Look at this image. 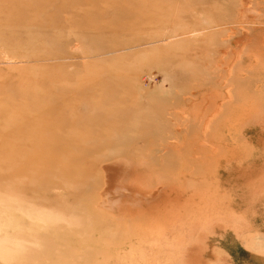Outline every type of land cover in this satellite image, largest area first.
Instances as JSON below:
<instances>
[{
	"label": "rangeland",
	"instance_id": "1",
	"mask_svg": "<svg viewBox=\"0 0 264 264\" xmlns=\"http://www.w3.org/2000/svg\"><path fill=\"white\" fill-rule=\"evenodd\" d=\"M0 264H264V0H0Z\"/></svg>",
	"mask_w": 264,
	"mask_h": 264
},
{
	"label": "bare ground",
	"instance_id": "2",
	"mask_svg": "<svg viewBox=\"0 0 264 264\" xmlns=\"http://www.w3.org/2000/svg\"><path fill=\"white\" fill-rule=\"evenodd\" d=\"M239 53V52H238ZM232 67V66H231ZM229 100V99H228ZM219 106V105H218Z\"/></svg>",
	"mask_w": 264,
	"mask_h": 264
}]
</instances>
